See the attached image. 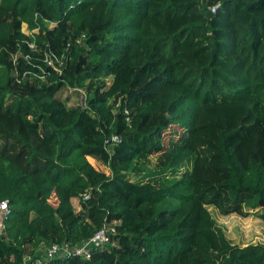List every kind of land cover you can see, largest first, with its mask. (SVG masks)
<instances>
[{
	"label": "trees",
	"instance_id": "trees-1",
	"mask_svg": "<svg viewBox=\"0 0 264 264\" xmlns=\"http://www.w3.org/2000/svg\"><path fill=\"white\" fill-rule=\"evenodd\" d=\"M4 202L0 264L114 221L52 264H264L211 212L264 222V0H0Z\"/></svg>",
	"mask_w": 264,
	"mask_h": 264
},
{
	"label": "built area",
	"instance_id": "built-area-1",
	"mask_svg": "<svg viewBox=\"0 0 264 264\" xmlns=\"http://www.w3.org/2000/svg\"><path fill=\"white\" fill-rule=\"evenodd\" d=\"M78 43H81L80 40ZM30 47L34 50L36 49L34 45H30ZM45 61L49 66H54V61L51 56H47ZM60 64L62 65V62ZM120 141L119 136L113 135L109 140H106V146H108L111 150V148ZM89 198L90 193H87L84 196V201ZM9 212L7 202L2 203L0 205V233H3L4 222L7 219ZM118 225L119 223L116 221L110 224H104V226L97 231L91 239L78 246H71L68 243H52L49 245L42 244L40 248L35 250L32 249L33 251L31 250L32 252L26 255L24 258L25 264H52L55 260H65L72 256L89 260L95 250L103 249L111 243V238L114 234H116V226Z\"/></svg>",
	"mask_w": 264,
	"mask_h": 264
},
{
	"label": "rangeland",
	"instance_id": "rangeland-1",
	"mask_svg": "<svg viewBox=\"0 0 264 264\" xmlns=\"http://www.w3.org/2000/svg\"><path fill=\"white\" fill-rule=\"evenodd\" d=\"M53 26L54 25H52V27ZM24 31L28 32L26 27H24ZM69 94L72 95L71 101L73 103L76 101L78 102V99L83 103V100H85V98L88 96L86 90H81V92L79 93L81 95V98L70 92H61L58 96L65 98ZM83 96L85 97L83 98ZM170 130L171 135L166 136L163 142L165 146H174L176 144L189 141V135L187 132H184L180 128L174 126H172ZM158 158L159 156L157 155H154L150 158V164L148 166L149 170H155L158 164ZM73 204L76 210L80 212L81 207L79 200H74ZM211 212L218 224L222 228H225L228 237L234 244L246 245L249 243H253L264 245V222L262 220L258 219L255 216H251L248 218H243L236 215L222 217L221 214L213 208H211Z\"/></svg>",
	"mask_w": 264,
	"mask_h": 264
},
{
	"label": "crops",
	"instance_id": "crops-1",
	"mask_svg": "<svg viewBox=\"0 0 264 264\" xmlns=\"http://www.w3.org/2000/svg\"><path fill=\"white\" fill-rule=\"evenodd\" d=\"M74 200H76V199H73V202H74Z\"/></svg>",
	"mask_w": 264,
	"mask_h": 264
}]
</instances>
